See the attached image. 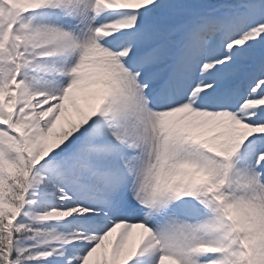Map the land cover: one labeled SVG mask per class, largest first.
<instances>
[{
  "label": "snow or ice",
  "instance_id": "snow-or-ice-1",
  "mask_svg": "<svg viewBox=\"0 0 264 264\" xmlns=\"http://www.w3.org/2000/svg\"><path fill=\"white\" fill-rule=\"evenodd\" d=\"M0 264H264V0H0Z\"/></svg>",
  "mask_w": 264,
  "mask_h": 264
}]
</instances>
